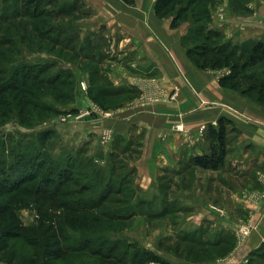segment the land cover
<instances>
[{"label": "rangeland", "instance_id": "1", "mask_svg": "<svg viewBox=\"0 0 264 264\" xmlns=\"http://www.w3.org/2000/svg\"><path fill=\"white\" fill-rule=\"evenodd\" d=\"M122 1L127 6L137 2ZM208 4L210 26L221 30L226 40L241 45L264 41V0H211ZM63 5L75 9L54 20V24L64 30L63 37L74 38L76 58L67 55V51L59 53L61 46L50 50L27 41L13 54L18 61H55V70L71 69L73 85L61 101L53 95L44 97L59 110L56 114L41 121L36 117L32 125L14 117L0 131L11 135L14 143L34 142L54 159L71 157L77 163L82 161L78 170L87 172L100 189L108 182L114 190L122 186L123 192L112 196L116 200L110 207L121 208L126 217L115 230L108 231L110 237H120L169 264H264L263 258L256 256L251 260L250 254L244 256L240 249L253 234L252 225L242 220L243 216L229 217L224 212V208L233 206L225 193L230 185L225 183V173H221L224 169H203L192 162L194 154L165 162L164 156L145 152L143 132L135 128L127 133L118 132L111 127L108 121L122 116L125 108L144 107L142 98L155 102L172 94L163 91L161 79L143 80L132 75L115 81L113 71L118 53L112 45V29L100 22L97 10L86 0H58L54 8ZM190 26L188 20L178 27L183 30V37ZM208 70L219 76L223 73ZM262 71L264 64L257 68V72ZM111 87L128 91L114 96L108 90L112 98L106 100L102 94L107 95L104 89ZM64 116L69 119L63 120ZM106 130L111 132L104 137ZM20 214L26 225L38 220L33 207L22 209ZM242 225L252 228L245 237L239 235ZM217 242L219 246H215ZM74 263L95 264L87 256L76 257Z\"/></svg>", "mask_w": 264, "mask_h": 264}, {"label": "trees", "instance_id": "2", "mask_svg": "<svg viewBox=\"0 0 264 264\" xmlns=\"http://www.w3.org/2000/svg\"><path fill=\"white\" fill-rule=\"evenodd\" d=\"M210 1L156 0L155 13L171 18L172 29L190 20L182 40L190 60L202 70H223L219 80L222 87L264 104V71L257 72L264 64V41L241 45L226 40L221 30L210 26ZM57 2L0 0V127L14 117L32 125L36 117L41 121L56 114L59 110L44 97L53 95L61 101L73 85L71 69L55 70V61H18L13 54L27 41L50 50L61 46L59 53L67 51L76 58L74 38L63 37L64 30L54 24L75 8H54ZM108 90L114 96L128 91L124 87L106 88L104 99L112 98ZM218 124L209 128L211 151L192 159L206 170L218 171L225 165L229 123L221 118ZM0 134L1 262L75 264L76 257L87 256L95 264H169L120 237L109 236L108 231L115 230L126 217L121 208L110 207L116 200L112 196L123 192L122 186L114 190L108 182L100 189L87 172L78 170L82 161L54 159L34 142L14 143L11 135ZM32 207L38 212V220L26 225L20 211ZM263 250L264 243L250 253L251 260L256 256L264 260Z\"/></svg>", "mask_w": 264, "mask_h": 264}, {"label": "crops", "instance_id": "3", "mask_svg": "<svg viewBox=\"0 0 264 264\" xmlns=\"http://www.w3.org/2000/svg\"><path fill=\"white\" fill-rule=\"evenodd\" d=\"M86 1L97 10L100 22L112 29V45L118 53L115 81L133 75L161 79L165 93L177 89L175 100L151 102L138 110L134 105L125 108L122 116L108 121L111 127L143 132L145 152L164 156L167 162L209 153V128L226 118L227 156L221 173L227 176L230 187L225 193L233 206L224 212L243 216L254 228L240 248L244 256L259 248L264 243V104L222 87L219 74L194 64L182 43L183 30L172 29L171 20L156 17L155 0H137L134 6L122 0Z\"/></svg>", "mask_w": 264, "mask_h": 264}, {"label": "built area", "instance_id": "4", "mask_svg": "<svg viewBox=\"0 0 264 264\" xmlns=\"http://www.w3.org/2000/svg\"><path fill=\"white\" fill-rule=\"evenodd\" d=\"M167 93L172 94V96L170 95L166 99H170V100H175L176 99V97H177V89L176 88L173 89L170 92H167ZM141 100L143 101L141 104H144V105L149 104V103L152 102L148 97L142 98ZM88 113H90V112L89 111H86V114H88ZM68 119L69 118L66 117V116L63 117V120H65V121L68 120ZM179 129L182 130V131H184V126H180ZM110 132H111L110 130H106L104 132V137H107V135H110ZM251 229L252 228L250 226L242 225L240 227V229H239V235H241L242 237H245L246 234L249 233Z\"/></svg>", "mask_w": 264, "mask_h": 264}]
</instances>
